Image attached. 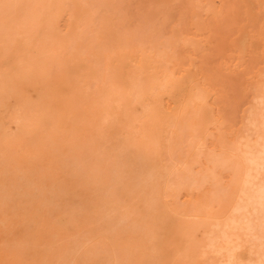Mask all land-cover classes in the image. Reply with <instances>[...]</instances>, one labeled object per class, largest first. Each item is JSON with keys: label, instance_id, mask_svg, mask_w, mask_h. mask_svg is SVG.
Instances as JSON below:
<instances>
[{"label": "rangeland", "instance_id": "rangeland-1", "mask_svg": "<svg viewBox=\"0 0 264 264\" xmlns=\"http://www.w3.org/2000/svg\"><path fill=\"white\" fill-rule=\"evenodd\" d=\"M131 38L138 52L114 49ZM0 79V194L32 165L56 192L51 216L70 219L64 234L42 232L33 255L12 212L9 224L0 225V246L24 242L14 261L230 264L243 237L244 195L263 178L264 0H0ZM116 94L122 102L114 117ZM97 97L108 113L101 119L109 116L121 129L90 122ZM172 100L182 107L179 121L166 117ZM206 101L216 144L204 143ZM148 106L152 117L145 115ZM176 121L179 128L171 130ZM212 151L221 162L194 167L203 180L198 190L187 179L189 157ZM124 156L134 163L128 172ZM212 190L219 195L215 207L203 197ZM189 199L200 204L199 213L187 207ZM180 215L188 221L182 259L170 253L172 222ZM155 235L157 247L150 241ZM253 239L239 251L241 264L253 259Z\"/></svg>", "mask_w": 264, "mask_h": 264}, {"label": "bare ground", "instance_id": "bare-ground-1", "mask_svg": "<svg viewBox=\"0 0 264 264\" xmlns=\"http://www.w3.org/2000/svg\"><path fill=\"white\" fill-rule=\"evenodd\" d=\"M240 5L242 4L241 2L239 3ZM240 7V6H239ZM241 8V7H240ZM239 8V9H240ZM243 9V8H242ZM242 15V14H241ZM80 22V21H79ZM84 22V20H83ZM89 25H92L91 23H89ZM88 25V26H89ZM90 33V32H89ZM140 34V33H138ZM135 40V38H131L128 39L127 41L116 45L114 47V49L118 50V49H123L126 50L130 53L133 52H138V50H136L135 48L139 47L136 46L135 43L133 42ZM139 40V39H138ZM117 41V40H116ZM118 42V41H117ZM120 42V41H119ZM240 44V43H239ZM142 45V44H141ZM240 46V45H239ZM242 47V45H241ZM158 49V48H157ZM160 49V48H159ZM165 49V48H164ZM227 49V48H226ZM76 50V49H75ZM94 51H96L94 49ZM164 52V51H163ZM126 57V56H125ZM144 57V56H143ZM95 58V57H94ZM117 58V57H116ZM165 58V57H164ZM145 60H147L145 58ZM144 60V61H145ZM98 62V61H96ZM147 63V62H145ZM131 64V63H130ZM148 64H146L145 66L147 67ZM145 67V68H146ZM144 70V69H143ZM147 70V68H146ZM166 69H164L165 71ZM152 71V70H151ZM189 71V70H188ZM192 73L193 71L189 72ZM149 72V70H148ZM155 71H152V74ZM161 72V71H160ZM167 72V71H166ZM165 72V73H166ZM145 73V72H143ZM147 73V72H146ZM151 72H149L150 74ZM163 73V72H162ZM247 73V71H246ZM245 73V74H246ZM130 74V73H129ZM148 74V73H147ZM171 73H169L170 75ZM248 74V73H247ZM103 75V73H102ZM127 75V74H126ZM134 75V74H133ZM144 75V74H143ZM157 75V74H156ZM250 75V74H249ZM107 76V75H106ZM145 76V75H144ZM155 76V75H154ZM186 76V75H185ZM245 76V75H244ZM104 77V76H103ZM148 77V76H147ZM147 79V81L149 82L150 79ZM150 77V76H149ZM158 77V76H157ZM184 77V76H183ZM102 78V77H101ZM105 78V77H104ZM182 78V77H180ZM187 79L188 76L186 77ZM130 79V78H129ZM139 79V77H138ZM156 79V77H155ZM185 79V78H184ZM1 80V79H0ZM105 80V79H104ZM107 80V79H106ZM136 80V79H135ZM157 80V79H156ZM160 80V79H159ZM179 80V79H178ZM130 81V80H129ZM129 81H128V85H129ZM170 79L168 76L163 77L162 79V86L163 87H167L168 84H170ZM191 81V79H190ZM140 82V81H139ZM145 82V81H144ZM157 82V81H156ZM181 82V81H179ZM189 82V81H188ZM187 82V84H188ZM117 83H119L117 81ZM117 83H114V86L117 87ZM153 83V82H152ZM158 83V82H157ZM182 83V82H181ZM190 83V82H189ZM135 84V83H134ZM146 84V83H145ZM120 85V83H119ZM127 85V86H128ZM138 85V84H137ZM140 85H142L140 83ZM154 85V84H153ZM180 85V84H179ZM190 85V84H189ZM110 87H112L111 85H109ZM134 86V85H133ZM146 86V85H145ZM151 86V84H150ZM186 86V85H185ZM136 87V86H135ZM144 87V85H143ZM149 87V86H148ZM171 87V86H170ZM174 87V86H173ZM180 87V86H179ZM190 87H195V86H190ZM28 88V87H27ZM121 88V86H120ZM184 88V87H181ZM186 88V87H185ZM149 89V88H148ZM147 89V90H148ZM161 89V86H160ZM176 89V88H175ZM191 89V88H190ZM118 90V89H117ZM145 90V91H147ZM150 90V89H149ZM148 90V91H149ZM153 90V87H152ZM172 90V89H171ZM174 90V89H173ZM170 91V90H169ZM179 91L176 89V92ZM61 92V91H60ZM59 92V93H60ZM113 92V91H112ZM123 92V91H122ZM139 92V91H138ZM153 92V91H152ZM168 92V91H167ZM167 92H164L167 93ZM182 92V91H181ZM125 93V92H124ZM123 93V94H124ZM148 92H145L144 94H146L147 96ZM155 92H153L154 94ZM174 93V92H172ZM189 93V92H188ZM192 93V92H191ZM190 93V94H191ZM225 93V92H224ZM67 94V93H66ZM122 94V93H120ZM118 93V96L120 95ZM156 94V93H155ZM177 94V93H176ZM183 94V93H182ZM216 94V93H215ZM58 97L60 94H57ZM128 95V94H125ZM151 95V94H150ZM173 95V94H172ZM179 95V94H178ZM184 95V94H183ZM186 95V94H185ZM72 96V95H71ZM145 96V97H146ZM169 96V94L167 95ZM196 96V95H195ZM212 96V95H211ZM63 97V96H62ZM131 97V96H130ZM170 97V96H169ZM173 97V96H172ZM181 97V96H180ZM185 97V96H184ZM14 99H16L15 97H13ZM122 98H125L122 95ZM148 98V96L146 97ZM176 98V97H175ZM182 98V97H181ZM18 99V98H17ZM60 99V98H59ZM108 99V98H106ZM165 99V98H164ZM173 99V98H172ZM195 99V98H194ZM131 100V99H130ZM129 100V101H130ZM148 100V99H147ZM192 99H188L187 103H186V108L189 109L190 103ZM197 100V99H195ZM104 101V100H103ZM99 97H97L95 99V101L92 102V105H90V115L89 118L90 122H98V119H100L101 121H104V128H108V129H114V127H117V122H107L106 120H108L109 116L107 118H105V120L101 119V115H103L104 113L106 115H108L107 113V108H106V103L103 102ZM128 101V102H129ZM132 101V100H131ZM164 101V100H163ZM170 101V100H169ZM209 101V99H208ZM208 101H206V106H205V110H204V126L206 129V135L204 138V143L209 142V140L211 141V144H216L217 142V138L216 136H214L213 133H210L208 131V127L209 126H214L215 125V119L213 117L212 114V110L211 107L208 105ZM61 102V101H60ZM110 102V101H109ZM111 104L113 106V111L110 112V115L113 114H117L120 113V109H121V99L117 98V94L116 97H114L111 100ZM150 102V101H149ZM178 102V101H177ZM186 102V100L184 101ZM194 102V101H193ZM215 102V101H214ZM146 103V102H145ZM164 103V102H163ZM176 101H171L169 103V106L167 108V112H166V117H167V113L168 115H174L177 118V121L180 120L181 117H178V111L177 108L181 107H177L175 104ZM182 103V102H181ZM125 104H126V100H125ZM138 104V103H137ZM123 105V104H122ZM142 105V104H141ZM144 105V104H143ZM151 106V103L149 104ZM181 105V104H180ZM127 106V105H126ZM9 107V105H8ZM136 107V106H135ZM161 107V106H160ZM204 107V106H203ZM123 108H125L123 106ZM137 108V107H136ZM182 108V107H181ZM133 109V108H132ZM135 109V108H134ZM133 109V110H134ZM180 109V108H179ZM185 109V108H184ZM128 110V109H127ZM130 110V109H129ZM165 110V109H163ZM181 110V109H180ZM125 109L123 110L124 113ZM183 111V110H181ZM188 111V110H187ZM31 113V112H30ZM84 113V112H83ZM133 113V112H132ZM159 113V111H158ZM163 113V112H162ZM31 115V114H30ZM81 115V113L79 114ZM146 117L150 116L152 117L153 115V111L152 108H150L149 106L146 108V113H145ZM160 115V114H159ZM164 115V114H163ZM183 115V114H182ZM114 116V115H113ZM130 116V115H128ZM173 116V117H174ZM115 117V116H114ZM127 117V116H126ZM131 117V116H130ZM160 117V116H159ZM161 117H163L161 115ZM125 118V117H124ZM128 118V117H127ZM136 118V117H135ZM164 118V117H163ZM76 119V118H75ZM116 119V118H115ZM126 119V118H125ZM132 119H134V114ZM137 119V118H136ZM166 119V118H164ZM117 120V119H116ZM127 120V119H126ZM139 120V119H137ZM147 120V119H146ZM163 120V119H162ZM52 121V120H49ZM72 121V120H71ZM177 121L174 122L171 125V130L172 128L175 129L176 127H178L177 125ZM48 122V121H46ZM127 122V121H126ZM144 122V121H143ZM164 122V121H162ZM169 122V121H168ZM171 122V121H170ZM169 122V123H170ZM52 123V122H51ZM82 123V122H81ZM167 123V122H166ZM165 124V123H164ZM171 124V123H170ZM161 125V124H160ZM159 125V126H160ZM52 126V125H51ZM123 126V125H122ZM128 126H131V121L129 120ZM133 126V125H132ZM163 126V125H162ZM165 126V125H164ZM125 127V126H124ZM50 128V126H49ZM119 129H121L120 126H118ZM163 128V127H161ZM179 128V127H178ZM164 129V128H163ZM125 130V129H124ZM145 130V129H144ZM144 132V131H143ZM158 134V131L156 132ZM163 133V132H162ZM172 133V132H171ZM170 133V134H171ZM215 133V132H214ZM102 134V132H101ZM130 134V133H129ZM127 134V135H129ZM166 134V133H164ZM124 136V135H123ZM145 136V135H144ZM149 136V134H148ZM171 136V135H170ZM146 139V138H145ZM264 139V138H263ZM147 140V139H146ZM152 143L153 141L150 140ZM216 141V142H215ZM156 142V141H155ZM10 143V142H9ZM168 143V142H167ZM155 146V145H154ZM4 148V147H3ZM6 149V148H5ZM214 151V150H213ZM209 152L207 154H204L203 152H196V153H192L189 157V167H188V171L187 172V179L189 181L190 184L196 185L198 190H202L203 189V180L200 183V179L197 178L198 175H196L193 172V169L195 166L199 165L201 163L202 160H205L207 163H219L221 162V159L219 157H217L214 152ZM20 154V153H19ZM124 154V153H123ZM54 156V155H53ZM52 156V157H53ZM95 159V158H94ZM83 161V160H82ZM93 161V160H92ZM140 161V160H139ZM258 168H259V174L261 177L262 175V179L261 182L256 183L253 187L249 188V191L246 192L245 196V203H244V219H243V237L242 238H238V242L236 243V245L234 246V253L231 256V262L230 264H241V254L242 252H239L243 249V246H245L246 243H249V241H251V239L253 237H255V239H253V241L255 242V244L253 245V259L251 260L250 264H264V140H263V150L262 153L259 157V161H258ZM174 164V163H173ZM123 165L126 167H123L125 171H127V169L130 170V167L133 164H129L128 159L124 156L123 158ZM34 167H28L27 170H29L28 172H24L18 176H16L15 178H12L10 180L9 183H7L5 185V189L3 190L4 192L0 194V225L3 224H9V216L10 214L13 212L15 216L18 217V221L20 222V229H19V234L24 237L26 240V243H31L33 244L32 248L34 249V254L36 255L38 254L36 251L37 246H38V242L40 239V235L42 232L48 230L49 233L50 232H56V233H66L68 231V223H70V219L68 218V216H51L52 211L56 210L57 208V199L56 197V192L49 186L47 185L46 179L48 178L47 175L44 174H40V173H34ZM8 170V169H7ZM166 170V169H165ZM139 171V170H138ZM128 172V171H127ZM197 172V171H196ZM93 175L94 173L91 172ZM102 173V172H101ZM100 173V174H101ZM116 173V172H114ZM120 174V173H119ZM102 175V174H101ZM165 176L168 177L167 180V184H169L170 180H172L171 178V174L168 173V171L165 173ZM202 177V176H201ZM258 177V176H257ZM258 177V178H259ZM49 179V178H48ZM100 180V178H98ZM102 179V178H101ZM202 179V178H201ZM162 181H164L162 179ZM100 183V182H99ZM109 184V183H108ZM172 184H174V182H172ZM116 186V185H115ZM99 187V186H98ZM134 187V186H133ZM108 188V187H107ZM112 188V187H111ZM60 190H57V195L59 196ZM217 192V191H216ZM215 191H203V197L205 198V202L207 203V206L209 207H215L218 203V199H219V195L216 193ZM110 197V196H108ZM114 201V200H113ZM187 207L192 211L197 213L200 209V204L197 201H194L193 199H189L187 201ZM117 208V207H116ZM96 209V208H95ZM120 210V209H119ZM120 212H122L120 210ZM127 212V211H126ZM146 213V212H145ZM199 213V212H198ZM261 213L260 218H258V215ZM146 216V215H145ZM186 216V215H185ZM255 216H257V218H255ZM192 218V217H190ZM45 219H48L45 220ZM157 219V218H156ZM198 219V218H197ZM259 219V220H258ZM202 220V219H201ZM257 220V221H256ZM46 221V223H45ZM157 221V220H156ZM201 222V221H200ZM45 223V224H44ZM87 223V222H86ZM121 223V222H120ZM158 223V222H157ZM199 223V222H198ZM188 221L186 220V217L180 215L178 217H176L173 222H172V229L173 230V239L171 240V242L173 241V246L172 248H170L172 250H170V253H172V256L174 258H179L182 259L184 258V240H183V235L182 233L185 232L186 227H187ZM72 225V223H71ZM95 225V224H94ZM121 225V224H120ZM191 225V224H190ZM49 226V228L47 229V227ZM70 226V225H69ZM96 226V225H95ZM145 226V225H144ZM4 227V226H3ZM94 227V226H93ZM6 228V227H5ZM3 228V229H5ZM92 228V225L91 227ZM156 229V228H155ZM113 230V229H112ZM81 231V230H80ZM84 231V230H83ZM94 232V229L92 230ZM156 232V231H155ZM96 233V232H95ZM13 234V233H12ZM102 234V233H101ZM100 234V235H101ZM157 234V233H156ZM172 234V233H171ZM178 234V235H177ZM56 235V234H55ZM54 235V236H55ZM110 235V234H109ZM108 235V236H109ZM52 237V235H51ZM103 237V236H102ZM108 238V237H107ZM55 239V238H54ZM81 239V238H80ZM101 239V238H100ZM76 240V239H75ZM89 238H87L86 241H88ZM95 240V239H94ZM103 240V239H102ZM150 241H151V245L152 246H159L160 243L158 241V238L156 237H150ZM101 242V240H100ZM110 242V241H109ZM112 242V243H111ZM110 243L113 244V241H111ZM252 242V241H251ZM1 243V242H0ZM55 243V242H54ZM53 243V244H54ZM64 243V242H63ZM159 243V245H158ZM24 244V242H23ZM23 244H20L17 242H10L9 240L5 241L4 244L2 246H0V264H18L19 260L14 258L18 256V254L20 253V247H22L23 249ZM50 244V243H49ZM104 244V242H103ZM252 244V243H251ZM58 245V244H57ZM66 245V244H65ZM88 245V244H87ZM172 245V243H171ZM250 245V244H249ZM81 246V245H80ZM80 246H78L80 248ZM112 246V245H111ZM76 247V248H78ZM114 247V246H113ZM112 247V248H113ZM117 247V246H116ZM151 249V247H149ZM83 249V248H82ZM138 249V248H137ZM148 249V248H147ZM188 249V248H187ZM127 250V249H126ZM149 250V249H148ZM186 250V249H185ZM36 251V252H35ZM159 251V250H158ZM22 253V252H21ZM79 254V253H78ZM115 254V253H114ZM160 254V252L158 253V255ZM251 254V253H250ZM243 256V255H242ZM187 257V256H186ZM92 258V257H91ZM96 258V257H95ZM100 258V257H99ZM102 258V257H101ZM108 259V258H107ZM184 261V260H181ZM116 262V261H115ZM119 264L120 262L117 261ZM173 262V261H172ZM124 263V262H123ZM148 263V260H147ZM184 263V262H183ZM174 264H179V262L174 263ZM244 264V263H243Z\"/></svg>", "mask_w": 264, "mask_h": 264}]
</instances>
